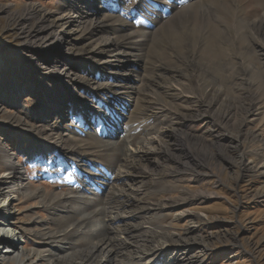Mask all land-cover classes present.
I'll list each match as a JSON object with an SVG mask.
<instances>
[{
	"label": "rangeland",
	"instance_id": "374dc122",
	"mask_svg": "<svg viewBox=\"0 0 264 264\" xmlns=\"http://www.w3.org/2000/svg\"><path fill=\"white\" fill-rule=\"evenodd\" d=\"M89 1L0 0V155L2 154L10 160L7 163V159H0V177L7 173L4 178L6 182L14 183L16 177L20 175V180L24 187V190L15 193V196L10 193L0 195V202L9 195H11V198H14L13 200L7 199L6 203H9V206L6 207V210L8 209L6 213H9L8 218L11 223H14V228H17L21 233L24 231L20 240H11V242L7 238L3 240L8 241L16 251L25 252V255L17 260L14 257H9V255L7 257L3 256L7 254L3 252L0 254V264H50L48 260L50 252L47 250L49 247L45 245L42 233H47L48 230H54L57 226L52 222V216H50L45 205L43 208V200L44 204L45 199L48 200L53 197H60L64 202L72 201L70 197L80 196L77 193L78 187L88 182L87 178L90 180V184L86 187L84 186V189L90 188V185L95 182L102 181L100 177L102 178V176L108 174L104 170L101 173H97L100 177H92L91 175L94 173L93 167H91L88 161L82 162L80 158L76 157L75 151L78 150V144L74 140L69 139L77 133L76 127L80 129H77L80 134L81 130H85L86 132V129L93 124H90L86 129L81 128L79 125L77 126L79 123L76 124L75 116L70 120L73 114L71 117L68 114L64 117V110H62V113H58L57 108L60 101H58V98H63V95L59 92L66 87L65 80L58 76V70L62 64L67 68L70 67L72 72H77L79 76L84 77L87 70H96L93 68L96 64L98 65L103 61L110 64L108 61L109 54L94 59V64L89 66L88 63L91 64L89 60H82L80 56L76 55L81 53V50H78L83 44L91 42V45L89 44L88 46L93 47L97 42H92V39L85 41L75 40L73 42L74 47L72 44L70 45L73 49L64 47L60 50L55 47L54 52L49 53L51 54L49 61L39 60L37 59L38 56L34 55L35 52H45L43 51L47 48H44L45 44H49L50 46L55 38L61 35L62 37L65 36L59 33L61 27H56L49 33V38L43 46L26 49L23 45L25 42L24 38L20 35L16 23L9 19L10 14L24 11V9L29 7H37L41 14L52 13V15L57 16L65 14L68 17L76 14L71 11L74 7L80 8L86 4L87 7L91 5L94 11L99 12V21L106 20L110 24L112 19L107 18L109 12L104 9L102 3L99 0ZM137 1L139 3L143 2V0ZM114 3L109 4L114 5ZM123 3H127L128 5L132 3L134 7L131 6L132 4L127 6L131 9L135 8L136 5L134 0H125ZM67 5H70L71 9L65 12ZM137 6H147V3L145 2L141 5L137 3ZM151 13L155 14V12H150L149 10L143 13L140 12L139 16L141 18L140 20L135 19L138 21V24L135 23V25L143 26L145 23L150 24V18H152ZM174 15L172 11L169 17H167L165 25L170 26L174 24ZM81 16L84 25L89 24V21L86 20L89 18L84 12ZM113 21L123 22L124 20L118 16L113 18ZM131 21L130 23L133 24V29L130 26L126 32H134L135 30L134 17ZM32 22L33 20L30 23ZM73 22L74 24H72L71 28L77 29L79 24L76 23V19L73 18ZM157 24L158 22L155 27ZM97 31L99 32V36L107 39H112L116 36L113 32L107 33L102 31L100 27L96 29ZM144 32L142 29L140 34ZM157 33L158 31L155 29L152 35L154 44ZM78 36L82 37L81 33L76 35V37ZM58 41H62V38ZM256 43L257 46L252 49L256 50L257 53L253 52V56L246 63L256 68L257 71L264 73V45H259L261 43L258 39ZM32 56L35 58L32 64H28L27 59L25 62L20 61L21 58L25 59L26 57L31 60ZM233 58L229 63L219 64V68L228 76L226 77L227 79L221 78L218 80L224 84H229V87H231V94L229 96H221L219 98L221 102H225V106L227 105L226 107L224 106L225 108H217L219 110L214 108L207 111L200 104L194 103L193 105H188L187 109H184L186 112L183 115L178 114L172 109L181 118L178 117V119L174 120L175 125L178 127L175 129V132H177L175 142L180 146L178 149L182 151L186 147L188 142L187 136L192 137V141L197 140V142L208 146L206 149H201L199 146L189 147L187 149L195 160L193 168L201 175L200 182L194 181L196 179L195 175L178 178L177 176L183 172L181 170L171 175L155 178L153 182L150 181V176L138 182L132 176V169L123 168L127 173L118 172V175L123 177H119L120 181L116 184L113 193L104 192L103 187H101L103 190L102 194L91 190L94 194L91 195L88 203L96 212L90 220L93 221L96 218L97 222L93 221L94 227L103 231V236L98 242L102 241L106 236H111L113 239L112 245L114 246L115 252H117L115 255L112 254L114 257L111 264H146L145 261L134 262L135 258L133 254L136 250L144 252L146 255L151 252H156L158 260L155 264H169L168 259L170 257L173 259L172 264H182L183 262L180 260L187 261V258H191L193 264H264V178L260 176L254 178L249 173L246 174L245 178V173L242 172L243 165L248 164L249 161L258 167L264 164V74L262 75L260 73L258 76L257 74L252 76L251 73H248L240 78L231 77L238 71V60L240 59V63L242 60L237 54ZM37 60L38 62H36ZM130 66L124 70V75L129 76L128 79L124 80V83H129L133 88H139L141 78L142 91L140 92V96L149 98L155 94L154 91L156 90L157 82L154 78H151V72V76L148 78L145 74L143 64L141 65L139 60H136ZM102 72L109 73V69ZM40 73L42 74L39 75ZM75 78L77 79L78 77ZM105 79L103 81L94 79V81L104 82L103 84L109 88L108 84H111L112 81ZM171 84L173 88L177 87L174 83ZM122 85L123 83L120 81L118 85L111 87V89L109 88L113 93L121 92L122 97L125 98L123 103L126 102L125 104L128 107L123 106L118 108L120 109L119 114L122 113L119 116H122V118L117 119L115 124L106 120L103 124L107 127L105 133H101L102 128H100L99 134L95 135L94 127L92 131L87 132L89 133L88 135H95L93 137H96L98 141H104L109 138L108 133H114L111 137L114 143L122 136L124 132L122 129L124 128L125 130V128H128L129 126L127 124L131 122L133 123L132 133L135 139L142 138L150 140L153 142L154 147L157 146L160 138L164 136L165 138L162 139V142L166 141L168 136H170V129L168 131L167 129L161 128L159 123H153L149 125V131L145 130L142 126L143 120H145L142 111L134 108L138 107L137 94L127 97V90L119 88ZM81 86H85V84L81 82L79 87ZM39 88H41L40 91L37 90ZM83 88L84 90L77 92L67 91L69 97L70 94H73L76 97L87 96L91 100L92 98L88 96L89 93L87 90L92 91V89ZM180 90L185 96L191 93L187 88ZM172 93L173 90L170 92V95ZM99 96H102L101 99L103 101L106 98L104 95ZM133 96H136V99H133ZM69 97H66V100L71 102ZM49 102H53L52 107H47ZM82 104L84 103L81 102L80 105ZM102 108H99L98 105H92L88 110L96 117L98 116L97 118L99 119L100 116L103 118L105 115H103L104 111ZM126 109L127 112L125 114ZM48 110L51 116L47 115L46 111ZM75 110L77 108L73 107L74 112ZM98 110H101L100 113H98ZM68 112L71 113L70 110ZM61 115H63L62 118H60ZM107 117L109 118V114H107ZM123 119L125 121L122 125ZM130 119L133 120L131 121ZM95 120L94 118L93 122ZM57 122L61 126V132L66 134L68 139L66 137L64 140H57L51 142V144H46V141H48L46 137L51 134L50 130H52L51 128ZM66 128L72 130L66 132ZM45 130L47 131L46 136H41ZM115 131L118 133V138L115 137ZM53 133H56V131ZM100 133L105 137L100 135ZM170 139L169 141L173 142V139ZM32 154L39 156L34 158L33 162L28 165L31 158L30 155ZM91 158L87 157V160H94ZM103 163L105 167L114 164L111 162ZM8 165H11V167ZM74 165L79 166L76 167ZM76 170L80 173L83 172L82 174L85 176L77 177L75 174ZM181 174L183 175V173ZM146 178L149 179L146 181ZM129 180L136 193L138 204H129L121 209L119 201L122 198L121 195L129 193L126 187ZM122 187H125L124 190L121 189ZM107 189H110V187ZM35 193L36 196L34 197L33 195ZM37 194L39 195L37 196ZM199 194H202V196L207 194L208 197H196ZM72 202L76 203V200ZM161 205H164L166 208L159 210L158 207H161ZM3 213H0V217ZM123 213L130 217L129 224L131 225H121L123 221L121 216ZM81 215V212H79L74 216L73 220H79ZM107 219L117 221L116 228L118 232L116 231L114 234H110L105 225V220ZM127 228L131 229V233L124 234L122 230H126ZM35 233L37 235L38 233L41 234L40 237ZM81 233L79 229H74L70 235L71 238L69 237L67 239L65 246H69V241L73 243L74 247L82 244L85 236L83 235V231ZM156 234L157 236H155ZM161 234L162 237L159 239ZM3 235L4 233H0V236ZM130 235H132L130 242L125 243ZM134 237L138 239L135 238V240ZM163 237H168L166 239L169 240L168 243H164L169 245V249L165 250L166 252L161 248H150L145 251L147 246L151 244L148 240L154 239L153 244L155 242L156 245L158 242H161ZM121 238L122 240L120 241ZM170 241L173 242L171 243ZM176 241L180 244L178 243V245ZM54 246L57 247L55 244ZM127 246L132 247L131 250ZM3 247L0 248V253L4 251ZM87 248L88 245H83L81 250ZM62 251L59 252V255L67 254L66 251ZM186 251L187 253L185 254L184 252ZM53 254L55 255V252ZM126 256L127 258H125ZM175 257L176 259L174 260Z\"/></svg>",
	"mask_w": 264,
	"mask_h": 264
},
{
	"label": "bare ground",
	"instance_id": "6f19581e",
	"mask_svg": "<svg viewBox=\"0 0 264 264\" xmlns=\"http://www.w3.org/2000/svg\"><path fill=\"white\" fill-rule=\"evenodd\" d=\"M106 1L111 4L115 2L114 5L109 4L111 7L107 9L109 12L107 18L112 19L110 24H108L106 20L99 21V12L94 11V8L91 7V5L87 7L85 3V5H82L80 8L74 7L71 11L76 13L72 14L75 16L70 15L68 17L65 14L60 16L54 14L52 15V13L41 14L37 7H29L24 9V11L16 12L15 14L9 13V19L16 23L20 35L24 38L25 42L23 45L26 47V49H32L35 46H43L49 38V33L53 31L54 28L61 27L59 33L64 34L65 36L62 37L61 35L55 38L51 43L52 45L50 46L49 44H45L44 48L47 47L43 50L45 52H35L34 55H37V59L39 60L42 59L43 61H49L51 59V54L49 53L54 52L53 50L55 47L59 48L60 50L64 47L73 49L70 47V45L72 44L74 47L73 42L75 40L85 41L92 39V42H97V44H94L95 46L93 47L88 46L91 42L83 44V46L78 50H81V53L76 55L80 56L82 60H89V62H91V64L88 63L89 66L94 64V59H98L103 55L109 54L108 61L110 64H108L106 61H103L98 65L96 64V66L93 67L96 70H87L84 77L79 76L77 72H72L70 67L67 68L62 64L58 70V76L65 80L66 87L62 89L63 92H59L63 95V98H58V101L60 100L57 108L58 113H62V110H64V117H66L67 114L71 117L74 113L75 120H77V123H79L78 125L81 128L86 129L90 124L94 123V118L96 120H100L101 118L100 115V118L98 119V116L96 117L94 114L90 113L88 108L92 105H98L99 108L103 107V115H105L99 129L102 128L101 133H105L107 128L105 127L106 125H103L105 121L109 120L111 123L113 122L112 124H115L117 119L122 118V116H119L122 113L119 114L120 109L118 108L123 106L128 107V105L125 104L126 102L123 103L125 98L122 97L121 92L113 93L110 90L111 87L118 85V83L122 81L123 85L119 88L127 90V97L129 95L132 96L133 94H137L136 96H138V107L134 108H138L142 111L143 118L145 119L143 120L142 126L145 128V130L149 131V125L153 123H159L161 128L167 129L168 131L170 129V136H168V138L166 136L167 140L162 142V139L165 138V136L160 138L156 147L153 146V142L150 140L142 138L135 139L132 133L133 123L131 122L127 124L129 127L123 130L124 132L122 136H120L121 138L119 137V140L115 141L114 143L113 138H111L114 133H108L109 138L107 140L105 139L104 141H98L96 137H93L96 135L95 132V135H88L89 133H85V130H81L80 134L75 133V136L69 138L78 144V150L75 151V155H77L76 157L80 158L82 162L88 161V163L91 164V167H93L94 173L91 175L92 177H100L97 175V173H101L104 170L108 174H105L102 176V178L100 177L102 181H98L90 185L91 187L86 189L85 192H81L80 189H78L77 193H79L80 196L70 197L72 201L76 200V203L72 201L64 202L60 197H53L48 200L45 199V204L43 200V208L45 205V208H47L50 216H52V222H54V224L57 226L54 230H48L47 233H42V236L44 237V243L49 247L47 250L50 252L48 255L50 264H111L114 257L112 254L115 255L117 252H115L114 246L112 245L113 239L111 236H106L102 241L98 242L103 236V231L94 227V222H97L96 218L93 220L94 222L90 220V218L96 212V210L90 207V204L88 203V201L91 199V195L94 194L91 192V190L98 192V194H102L103 190L101 187H103L104 192L113 193L116 184L120 181L119 177H123L119 176L118 172L127 173L123 170V168L129 170L132 169V176L138 182L143 181V179H145L147 176H150V181L153 182L155 178L174 174L178 170L183 171L181 172L183 175L180 173V175L177 176L178 178L195 175L196 179H194V181L200 182L201 175L198 174L193 168V163L195 160L187 149L189 147L198 146L199 148L201 147V149H206L208 146L201 144V142H197V140L192 141V137L187 136L188 142L186 147H184L182 151L179 150L178 148L180 146L175 142V135L177 134L175 129L178 127L175 125L174 120L178 119V114L183 115L184 112H186L184 109H187L188 105H193L194 103L200 104L201 107L207 109V111L214 108L222 109L227 106H225V102H221L219 98L221 96H229L231 94V87H229V84H224L222 81L218 80L228 76L222 72V70L219 68V64L223 65L224 63L231 62L232 59H234L233 56L236 57V54L239 55L242 60L241 63L240 59L238 60V71H236L231 77L240 78L244 74L248 73H251L252 76L256 74L258 76L260 73L262 75L264 74L263 72L257 71L256 68L251 67L246 63V61L253 56V52L257 53L256 50L252 49L253 47L257 46V39L261 43L259 45H264V0H143L141 3H139L137 0H134L136 5L137 3L138 5H141L142 3L144 4L146 2L147 6H135V8L132 9L127 7L129 6L127 3H123L125 0ZM161 5L163 6L162 8ZM70 9L71 6L67 5L65 12H68ZM148 10L150 12H155V14L151 13L152 18H150V24L145 23L143 26L139 25L138 27L134 24L136 26L134 32H126L127 28L130 26L131 29H133V24L130 23V21L133 19V16L136 17L135 19L140 20L141 17L139 16V13H143ZM172 11L173 14H175L173 16V20H175V22L170 26L165 25L167 17H169ZM83 12L89 18L86 19L89 21V27V24L84 25V22L82 21L83 18L81 14ZM118 16L123 18L124 21H113V18ZM73 18L76 19V23L79 24V26L76 25L78 26L77 29L71 28L72 24H74ZM156 19L158 24L155 27L157 23ZM32 20L33 22L30 23ZM98 27L102 28V31L104 32L115 33V38L107 39L103 36H99V32H96ZM142 29L145 32L140 34ZM155 29L158 31V33L155 36L154 44L152 35ZM78 33H81L82 37H76ZM95 34L96 36L94 37ZM61 38L62 41H58L61 40ZM67 42L71 43L68 44ZM27 57L25 59L21 58L20 61L25 62L27 59L28 64H32V62L35 61L33 56L31 60ZM136 60H139L141 65L143 64L146 76L149 78L152 74L151 78H154L157 82V87L154 91L155 94L149 98L140 96V92L142 91L141 78L139 88H133L129 85V83H124V80L128 79L129 77L128 75H124V70L129 67L130 64H134ZM36 62H38V60ZM108 69L109 73L102 72ZM41 74L42 73L39 75ZM75 77L78 78L76 79ZM104 78L112 81L111 84H108L110 89L105 84H103L104 82L101 83L100 81H94V79L103 81ZM41 80L44 81L43 79ZM81 82L84 83L85 86L79 87ZM171 83H174L177 87L173 88ZM83 87H85V89H92V91L87 90L89 93L88 96L92 98L91 100L88 99L87 96L76 97L73 94H70L69 97L68 92L70 90L73 92L80 90L82 91L84 90ZM186 88L190 90L191 93L185 96L180 89L184 90ZM40 89L41 88L37 90L40 91ZM172 90L173 93L170 95ZM99 95H104L106 97L104 98V101L101 99L102 96ZM136 96H133V99H136ZM66 97H69L71 102L66 100ZM81 102L84 104L80 105ZM219 102L220 104H218ZM52 104L53 102H49L47 107L51 106ZM217 104L218 106L216 107ZM73 107L77 108L75 112L73 111ZM172 109L178 114L175 111H172ZM69 110L71 113L68 112ZM100 111L98 110V113H100ZM46 112L47 115L51 116L49 110ZM222 113L220 114L222 115ZM107 114H109V118L107 117ZM62 116L63 115H61L60 118H62ZM130 120L132 121L133 119ZM116 125H118V123H116ZM76 128L80 130L78 127ZM51 129V134L47 135L46 137V140L49 141L48 142L45 140L47 142L46 144H51V142L57 140H64L66 137L68 139V136L61 132L62 129L58 122ZM71 130L66 128V132H70ZM54 131H56V133H53ZM46 133V130L43 131L41 136H46ZM101 133L100 135H103ZM117 134V131H115V137H117ZM124 135L125 137H123ZM170 138L173 139V142L169 141ZM115 152L116 155L114 156ZM69 155H71V153H69ZM87 157H92L91 159L94 160H89L90 158L87 160ZM0 159L5 160L7 158L1 154ZM9 161L10 160L7 159V163ZM103 162H111L114 164L112 166L108 165L105 167ZM251 163L252 162L249 161L248 164L243 165L242 172L245 173L244 177L246 178L247 173L252 175L254 178L256 176L263 177L264 173L260 172V168L262 167L263 169L264 164H261L260 167H258L256 164ZM9 167H11V165ZM192 171L194 174H191ZM6 174L0 177V195L4 193H10L11 195L15 196V193L22 192L24 187L22 181L20 180L21 176L18 175L14 183H9L4 179ZM148 179L149 178H146V181ZM130 182L131 181L129 180V182L126 184L129 193L121 195L122 198L119 201V206L121 209H123L122 207H125L129 204H138L136 193L132 188V183ZM109 187L110 189H107ZM124 188L125 187H122L121 189L124 190ZM11 195L0 202V209L3 210L0 211L4 212L0 217V232L4 229L11 230L15 227L14 223H11L8 218L9 213H6L8 211V209L6 210V207L9 206V203H6L7 199H14L13 197L11 198ZM38 195L39 194H37V196ZM33 196L35 197L36 193ZM196 197L204 198L208 197V195L204 194L202 196V194H199ZM158 208L161 210L162 208L166 207L161 205V207ZM79 212L82 214L80 216L81 218L79 220H73L74 216ZM121 219L123 220L121 225H131L129 224L130 217L128 215L123 213ZM116 223L117 221L114 219L105 220V225L107 226L111 235L117 231ZM74 229H79L80 234H82L81 231H83V235L85 236L84 242L82 244L79 243L80 245H76L74 247L73 243L69 241V246H65V244H67V239H69V237L71 238L70 235ZM122 231L124 234H128L131 229L127 228L126 230ZM23 233L20 232L18 239L22 238ZM40 235L41 234L38 233L37 236L40 237ZM131 236L132 235L126 239L125 243L130 242ZM155 236H157V234ZM161 237L162 234L160 238L158 236L159 239H161ZM135 238L136 237H134V239ZM166 238L168 237H163L161 242H158L156 245L155 242L153 244L154 239L148 240L151 242V244L147 246L145 251L150 248H161L164 252H166L165 250L169 249V245L164 244L168 243L169 241ZM3 239L5 238L0 237V246H4V251H2L0 254L5 252L7 254L3 256L7 257L9 255L11 258L14 257L15 260L20 259L21 256L25 255V252L23 253L19 252L18 250L16 251L15 248H13ZM121 240L122 238L120 241ZM176 242L177 244L179 243L178 241ZM54 244L57 247H55ZM83 245H88V248L81 250ZM62 250L66 251L67 254L59 255V252ZM53 252H55V255ZM184 253L186 254L187 251ZM155 255L156 252H151L150 254L146 255L144 252L136 250L133 254V257L135 258L134 262L145 261L146 264H155V262L158 260V256ZM127 256L125 258H127ZM129 259L131 260V257H129ZM175 259L176 257L174 260ZM187 259V261H184L183 259L180 261L183 262L182 264H193L191 258ZM172 261L173 259L170 257L168 259L169 264H172Z\"/></svg>",
	"mask_w": 264,
	"mask_h": 264
},
{
	"label": "crops",
	"instance_id": "0c3cea01",
	"mask_svg": "<svg viewBox=\"0 0 264 264\" xmlns=\"http://www.w3.org/2000/svg\"><path fill=\"white\" fill-rule=\"evenodd\" d=\"M260 172L264 173V171H263L262 167L260 168ZM263 178H264V176H263Z\"/></svg>",
	"mask_w": 264,
	"mask_h": 264
}]
</instances>
